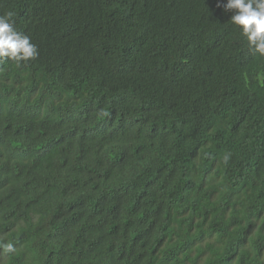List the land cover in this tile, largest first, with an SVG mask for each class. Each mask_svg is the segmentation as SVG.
<instances>
[{
    "label": "trees",
    "instance_id": "obj_1",
    "mask_svg": "<svg viewBox=\"0 0 264 264\" xmlns=\"http://www.w3.org/2000/svg\"><path fill=\"white\" fill-rule=\"evenodd\" d=\"M223 3L0 0L39 51L0 62V264H264V57Z\"/></svg>",
    "mask_w": 264,
    "mask_h": 264
},
{
    "label": "clouds",
    "instance_id": "obj_2",
    "mask_svg": "<svg viewBox=\"0 0 264 264\" xmlns=\"http://www.w3.org/2000/svg\"><path fill=\"white\" fill-rule=\"evenodd\" d=\"M220 6L233 13L231 23L237 26L248 50L253 55L264 57V0H226ZM13 16L11 11L0 15V62L7 59L20 65L35 60L39 51L29 36L16 30ZM223 159L227 163L229 156L226 154ZM0 250L5 254L16 251L12 243L2 241Z\"/></svg>",
    "mask_w": 264,
    "mask_h": 264
}]
</instances>
